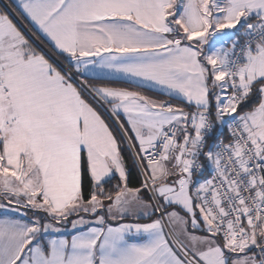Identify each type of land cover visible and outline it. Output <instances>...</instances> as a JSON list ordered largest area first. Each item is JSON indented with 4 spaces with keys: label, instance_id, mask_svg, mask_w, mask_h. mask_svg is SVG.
I'll return each instance as SVG.
<instances>
[{
    "label": "snow or ice",
    "instance_id": "6c2138e0",
    "mask_svg": "<svg viewBox=\"0 0 264 264\" xmlns=\"http://www.w3.org/2000/svg\"><path fill=\"white\" fill-rule=\"evenodd\" d=\"M17 6L60 63L0 8V264H264V0Z\"/></svg>",
    "mask_w": 264,
    "mask_h": 264
},
{
    "label": "crops",
    "instance_id": "0c3cea01",
    "mask_svg": "<svg viewBox=\"0 0 264 264\" xmlns=\"http://www.w3.org/2000/svg\"><path fill=\"white\" fill-rule=\"evenodd\" d=\"M12 1L16 6H17V0H10ZM1 2L5 5L8 6L9 4L6 2V0H1ZM18 7V6H17ZM8 9V11L13 15V17L19 22V24L22 26V28L27 32V34L34 40V38L31 36V32L29 31V29L27 28V26L23 23V21L16 15L15 12L12 11L11 7H6ZM19 8V7H18ZM21 15L23 16V18L26 20V22L32 27L34 28V26L27 20V18L24 17L22 10L19 8ZM11 18V17H10ZM15 23V22H14ZM18 26V25H17ZM25 26V27H24ZM35 41V40H34ZM94 83H106L108 84V86H113V87H125L128 88L129 90H136V91H141L144 95L150 96L153 99L156 100H162L163 97H169L171 99H174L175 101H177V105L182 106L185 108V111H190L189 106H187L186 104H182L180 100H178L177 98H175L174 96H168L167 94H165L163 92L162 89L159 88H154L151 85H147L144 87H136L132 82L125 80V79H115V80H104V81H93ZM97 103V102H96ZM98 105H100L99 103H97ZM94 105V104H93ZM95 107V106H94ZM100 107L107 113V116L111 119V121H113L115 123V125L117 126V122H116V118L113 117L110 113V110H108V106L104 105ZM98 110V109H97ZM103 117V116H102ZM104 118V117H103ZM105 119V118H104ZM120 119L122 121H126V117L123 116V114L121 113V117ZM106 121V119H105ZM107 122V121H106ZM108 123V122H107ZM111 127V126H110ZM118 128V126H117ZM131 134V133H130ZM134 135V134H131ZM126 148L131 156V158L134 155V152L136 151L135 149H130L128 143L126 142ZM138 170V169H137ZM139 172V170H138ZM140 175V174H139ZM117 178H118V174H117ZM131 187V186H129ZM139 187V186H137ZM28 215H32L31 212L28 213ZM122 223H149L151 222L148 218L146 217H141L139 219H137L135 216H129L127 217L125 220L123 221H119ZM110 223L112 224V226H117L118 222L117 221H110ZM69 230H70V225L68 226ZM189 230H191V226H189ZM196 234L198 235H204V232H197Z\"/></svg>",
    "mask_w": 264,
    "mask_h": 264
},
{
    "label": "trees",
    "instance_id": "16d2710c",
    "mask_svg": "<svg viewBox=\"0 0 264 264\" xmlns=\"http://www.w3.org/2000/svg\"><path fill=\"white\" fill-rule=\"evenodd\" d=\"M6 2L11 5V8H15V13L16 15L23 21V23L27 26L28 29H33L27 22L26 20L23 18V16L21 15V12L19 10V8L10 0H6ZM0 8H6V6L1 2L0 0ZM6 10L8 11V9L6 8ZM9 12V11H8ZM10 17L13 19V21L18 25V27L21 28L22 31H24L25 35L28 36L30 39H32L27 32L22 28V26L19 24V22L13 17V15L9 12ZM33 40V39H32ZM34 43L37 44V47L40 48L50 59L53 60V62L58 63L51 55H49L36 41L33 40ZM48 49V48H47ZM49 50V49H48ZM51 52V51H50ZM63 58L61 57V60ZM66 63V62H65ZM59 64V63H58ZM85 98L87 100H89V102L93 103L94 106L98 109V111L101 113V115L106 119V121L108 122V124L111 126V128L116 132L117 134V138L118 139H122L120 136V133L118 131L117 126L115 125V123L113 121H111V119L107 116V113L100 107V105H98L95 101L92 100L91 97L85 95ZM174 100V99H173ZM175 101V100H174ZM177 102V101H175ZM121 149H122V155L125 158V162L129 171V186L131 187H137L140 186V180L141 177L139 175V172L137 170V167L134 165L133 163V157L131 158L127 148H126V142L122 141L121 143ZM118 182V178L113 179L108 185H106L107 188L111 189L113 185H115ZM85 196H87V188L85 189Z\"/></svg>",
    "mask_w": 264,
    "mask_h": 264
},
{
    "label": "built area",
    "instance_id": "2783aa9c",
    "mask_svg": "<svg viewBox=\"0 0 264 264\" xmlns=\"http://www.w3.org/2000/svg\"><path fill=\"white\" fill-rule=\"evenodd\" d=\"M162 100H167L173 104H177L173 99L169 98V97H163ZM190 108V111H193L194 110V107H189ZM225 137L228 135V133L225 131L224 133Z\"/></svg>",
    "mask_w": 264,
    "mask_h": 264
},
{
    "label": "water",
    "instance_id": "95a60500",
    "mask_svg": "<svg viewBox=\"0 0 264 264\" xmlns=\"http://www.w3.org/2000/svg\"><path fill=\"white\" fill-rule=\"evenodd\" d=\"M25 27V26H24ZM31 34V33H30ZM34 38V37H33ZM35 40V39H34ZM37 42V41H36ZM39 44V42H37ZM49 55H51L55 60L56 57L53 55L52 52H50L47 48H45L43 45L39 44ZM57 61V60H56ZM58 63H60V61H57Z\"/></svg>",
    "mask_w": 264,
    "mask_h": 264
},
{
    "label": "rangeland",
    "instance_id": "374dc122",
    "mask_svg": "<svg viewBox=\"0 0 264 264\" xmlns=\"http://www.w3.org/2000/svg\"><path fill=\"white\" fill-rule=\"evenodd\" d=\"M29 216H32V215H29Z\"/></svg>",
    "mask_w": 264,
    "mask_h": 264
}]
</instances>
